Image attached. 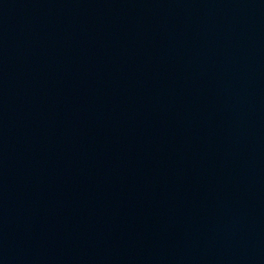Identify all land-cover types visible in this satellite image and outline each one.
I'll list each match as a JSON object with an SVG mask.
<instances>
[{"label": "water", "instance_id": "1", "mask_svg": "<svg viewBox=\"0 0 264 264\" xmlns=\"http://www.w3.org/2000/svg\"><path fill=\"white\" fill-rule=\"evenodd\" d=\"M0 264H264V0H0Z\"/></svg>", "mask_w": 264, "mask_h": 264}]
</instances>
